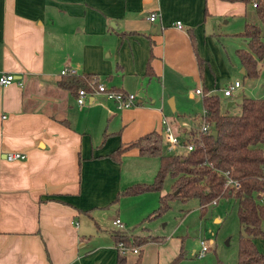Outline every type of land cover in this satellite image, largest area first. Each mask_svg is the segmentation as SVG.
Listing matches in <instances>:
<instances>
[{"label":"crops","instance_id":"crops-1","mask_svg":"<svg viewBox=\"0 0 264 264\" xmlns=\"http://www.w3.org/2000/svg\"><path fill=\"white\" fill-rule=\"evenodd\" d=\"M252 1L0 0V74L11 71L17 78L0 84V264H119L121 258L124 264H167L185 249L183 238L167 235L120 255L114 231L153 233L130 225L158 206L161 191L116 196L133 182L153 180L160 159L145 157L136 145L120 159L112 152L147 131L161 132L166 105L177 110L179 91L205 108L203 95L219 88L206 77L212 58L207 44L235 37V52L246 46L239 32L247 20L260 21L264 34ZM155 8L160 14L150 19ZM221 62L226 64L222 54ZM66 65L136 91L138 101L120 108L104 92H93L79 103L60 84ZM263 68L264 56L259 73ZM239 70L245 75L242 61ZM242 88L241 80L231 94L223 91L224 111L241 108L250 95L234 94ZM180 113L177 129L185 138L196 135L198 128ZM180 146L176 151L184 152ZM13 150L27 156L10 160L6 152ZM129 156L142 166L123 167ZM255 240L264 250L263 238ZM199 248L185 249V255L195 256Z\"/></svg>","mask_w":264,"mask_h":264},{"label":"trees","instance_id":"trees-1","mask_svg":"<svg viewBox=\"0 0 264 264\" xmlns=\"http://www.w3.org/2000/svg\"><path fill=\"white\" fill-rule=\"evenodd\" d=\"M256 2L255 13L264 23V0ZM239 34L246 37L247 45L238 47L236 52L245 67V75L255 77L259 74L258 61L264 56L262 24L256 20H247ZM147 71L151 74L149 64ZM61 74L60 84L76 94L80 87L92 90L91 83L101 80L95 72L69 71ZM203 103L205 117L218 133L213 135L207 131L199 137L196 132L194 148L184 152H166L163 149L162 132L153 129L112 152L115 159H120L128 146L136 145L141 154H156L160 159L153 180L136 181L123 187L115 200L123 194H136L145 190L161 191L158 206L145 219L164 212L173 199L197 197L201 210L205 212L213 199L233 197L238 202L237 212L244 228L239 236L237 263L264 264V251L255 240L264 237V202L258 197L259 191L264 190V97L244 95L238 113L223 112L220 95L216 92L205 93ZM167 175L174 177L171 189L162 191ZM228 175L240 184L226 185ZM114 234L117 240L122 239L128 245L166 239V235L155 233L132 237L119 229ZM185 256L184 249H181L167 264H175ZM119 264H124L122 258Z\"/></svg>","mask_w":264,"mask_h":264},{"label":"rangeland","instance_id":"rangeland-1","mask_svg":"<svg viewBox=\"0 0 264 264\" xmlns=\"http://www.w3.org/2000/svg\"><path fill=\"white\" fill-rule=\"evenodd\" d=\"M238 39L235 37L223 38L222 40L215 39L213 44H207V51L211 54L212 61L210 60L211 66L209 64L206 65V77L211 84L219 87L217 88V93L220 95L223 112H226L224 111L226 109V101L223 96V87L233 82L236 77L243 81V88L235 91V95L238 94L239 96L242 93H246L250 94V96L256 95L258 97H264V68L257 77H248L240 72L239 67L241 66V60L235 52ZM224 46L226 47L225 52H228L230 57L225 54ZM221 54L225 58V65L221 62ZM155 90L157 91V88ZM176 96L177 110L174 111L170 109L167 104V116H165L170 120L175 134H177L180 139L184 140L185 131L183 128L177 129L182 120L180 112L186 114L185 118L191 121L195 128H200L202 126V116L200 118L199 116L194 117L193 115L195 111H203V108L199 102L190 98L188 94L182 93V91H179ZM239 111L240 107L237 104L229 110L231 113H238ZM163 139V149L166 152H176L177 147L174 151L167 149L168 143L164 134ZM180 148L184 151L181 146ZM145 157L158 158L159 156L150 154L145 155ZM127 162H134L132 165L138 164L134 161L132 156L126 158L123 162V167L131 165ZM140 166H142V164H138V167ZM173 178L172 175H167L164 181V188H170ZM215 203L210 202L206 211L203 212L197 197L188 200L173 199L170 202V207L164 212L152 218H145L142 222L140 221V224H138V221L130 225V229L134 230L137 227L138 230H142L144 227H151L152 232L155 234H166V237L167 235L181 237L183 238V247L188 249V251H191L194 247L200 246V239L202 238L213 239V246L203 256H185L175 264H215L217 262H219L218 264H238L237 252L239 247V236L241 230L244 232L243 224L240 222L237 212L238 202L233 197H219V202L217 204ZM217 213L222 216V219L219 221L215 218ZM103 220L104 222H108L107 212L103 213ZM108 224L110 225L111 223ZM121 228H125L124 221ZM150 233L151 232H148L146 234ZM134 235L136 236L138 234H131L132 237H134ZM257 238H263V240L259 241L264 243V237ZM132 245L134 246L137 244Z\"/></svg>","mask_w":264,"mask_h":264},{"label":"built area","instance_id":"built-area-1","mask_svg":"<svg viewBox=\"0 0 264 264\" xmlns=\"http://www.w3.org/2000/svg\"><path fill=\"white\" fill-rule=\"evenodd\" d=\"M252 4L253 6H256L257 4L256 0H253ZM159 14H160L159 9L155 8L150 12L149 18L156 19ZM176 25L178 27H182L183 26L182 20L177 19ZM69 71L74 72V73L78 72L76 67L69 66V65L64 66L60 72L65 73ZM16 79L17 78H16L15 73L11 71L2 72L0 74V84H8ZM240 84H241L240 79H235L233 82H230L229 84L225 85L223 87V91L227 95L231 94L233 90L237 88ZM91 85H92V90H88L85 87L79 88V91L77 93V100L79 103H83L88 97V95L93 92H104L108 97L113 98L115 102L117 103V106L120 108L134 105L138 101V92L112 88L108 86L103 80H100L98 83H91ZM196 92L202 93L203 92L202 87L201 86L197 87ZM205 112H206V109L203 108L202 126L198 128L197 130V136L199 137L201 136L202 133L211 131L213 128L212 124L206 119ZM162 122H163L162 133L164 134L165 139L168 143V147H167L168 150L174 151L175 148L178 147L179 145H184L186 147V150H190L194 148L195 142L193 139L196 135H192L189 138H185L184 140L180 139L178 135L175 134V132L173 131L172 124L165 115H163L162 117ZM26 156H27V153L23 151L13 150V151L6 152V157L10 160L21 159V158H25ZM229 184L239 185L240 182L237 179L233 178L232 176L228 175L226 185H229ZM258 197L261 202H264V190L259 191ZM218 199L219 198H215L212 200V202L215 203L217 202ZM114 223L120 228L123 226V221L120 217H116L114 219ZM213 244H214V241L211 238L210 239H205V238L200 239V248L197 249V251H195L194 254L198 256H203L213 246ZM116 246L118 248L120 255H126L130 251H134V252L140 251L139 244L134 245V246L128 245L122 239H119L116 242Z\"/></svg>","mask_w":264,"mask_h":264},{"label":"water","instance_id":"water-1","mask_svg":"<svg viewBox=\"0 0 264 264\" xmlns=\"http://www.w3.org/2000/svg\"><path fill=\"white\" fill-rule=\"evenodd\" d=\"M242 70H243V69H242ZM211 133H212L213 135H217L218 130H217L216 128H213V129L211 130Z\"/></svg>","mask_w":264,"mask_h":264}]
</instances>
